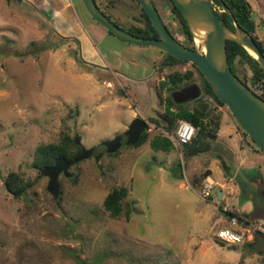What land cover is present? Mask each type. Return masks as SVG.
Segmentation results:
<instances>
[{"label":"rangeland","instance_id":"obj_1","mask_svg":"<svg viewBox=\"0 0 264 264\" xmlns=\"http://www.w3.org/2000/svg\"><path fill=\"white\" fill-rule=\"evenodd\" d=\"M69 1L71 24L62 31L53 28L48 9L29 0H0V264H264V237L251 232L255 240L237 245H219L214 237L228 225L223 206L264 227V212L255 216L264 200L255 192L249 198L246 185L235 186L257 172L264 176V153L224 105L202 93L189 62L162 65L159 49L119 40L80 0ZM95 1L119 27L140 25L136 0ZM247 1L254 33L264 42V0ZM154 4L174 37L192 44L179 32L168 1ZM234 66L239 76H249L245 64ZM186 70L192 71L188 82L199 89L196 99L217 120L216 131L223 130L189 156L183 145L150 147L153 137L164 135L160 116L171 83L161 82L172 71ZM135 117L145 122L143 142L72 164L68 176L57 177L58 196L46 191L47 177L31 165L38 144L56 143L67 133L88 148L121 133ZM230 127L238 131L232 140L224 131ZM8 171L29 182L19 197L2 184ZM219 171L234 176H226L225 197L216 200L213 179ZM208 177L211 197L204 199L199 189ZM117 186L126 188L128 218L123 210L112 218L102 208L104 195Z\"/></svg>","mask_w":264,"mask_h":264},{"label":"water","instance_id":"obj_2","mask_svg":"<svg viewBox=\"0 0 264 264\" xmlns=\"http://www.w3.org/2000/svg\"><path fill=\"white\" fill-rule=\"evenodd\" d=\"M146 15L157 37L134 35L113 23L98 8L94 0H80L88 15L111 35L128 44L153 46L170 56L193 64L205 79L216 98L226 107L235 122L252 142L264 152V99L255 94L234 75L227 63L225 40H233L253 57L264 73V56L257 45L242 33L229 11L220 4L232 21V29L217 19L211 0H170L178 9L191 34L192 48L179 43L165 28L152 0H136ZM199 96L196 84H189L171 91L170 97L176 103ZM145 127V122L133 118L126 129L110 139L102 140L88 148L79 146V152L72 159L57 157L49 166L40 168V174L47 177L45 189L54 198L59 194L57 177L59 173L68 176L67 168L72 164L93 157L98 160L104 152H112L123 143H133ZM73 142L79 145L75 136ZM220 190L217 191V197ZM222 245V244H221Z\"/></svg>","mask_w":264,"mask_h":264},{"label":"trees","instance_id":"obj_3","mask_svg":"<svg viewBox=\"0 0 264 264\" xmlns=\"http://www.w3.org/2000/svg\"><path fill=\"white\" fill-rule=\"evenodd\" d=\"M170 5V11L174 18L179 21V32L186 35L188 40L191 39V34L188 31L186 23L179 13L178 9L173 5L170 0H167ZM212 3L216 6L222 5L229 11L234 19L235 23L238 25L240 31L250 39L254 41L258 49L264 56V42L258 39L254 33V22L251 18V7L247 0H211ZM220 8V7H219ZM218 20L232 29L231 18L223 11L216 12L214 11ZM107 16V15H106ZM108 17V16H107ZM140 25H132L126 31L141 37H157L153 28L151 27L146 15L143 10L140 8ZM109 18V17H108ZM114 22V21H113ZM115 23V22H114ZM116 24V23H115ZM107 33H109L107 31ZM110 34V33H109ZM178 40V39H177ZM32 45V43H29ZM225 52L227 63L233 68L234 74L237 76V72L234 66V63L245 64L250 74L247 77L245 74L242 76H237L239 80L244 83L248 88H250L255 94L259 95L264 99V73L259 69L257 63L251 55H249L245 49H243L239 44L233 40H225ZM192 48V47H191ZM162 65L170 66L177 63H185L186 61L178 60L169 54L163 53L161 59ZM193 70L196 72V75L199 79V86L202 90V93L206 96L211 97L217 105H223L213 94L210 87L206 83L203 76L197 70V68L191 64ZM192 76L191 70H186L184 72L172 71L167 74V80L161 82V85L164 86L167 82L171 85L167 88L168 93L165 97L164 109L161 114L160 119V128L166 132H173L177 120L183 119L195 128L194 135L189 143L182 146V152L187 156L193 155L199 151L206 149V139L214 138L216 129L218 127V122L216 119H213L210 116V111L207 109L205 102L198 101L196 98L194 100H187L181 103H176L172 100L169 93L175 89L180 88L188 84V80ZM185 82L181 86L176 84ZM197 100V101H196ZM193 101V102H192ZM188 102L191 103L188 106ZM147 136L145 131H141L137 139L132 143L133 146H136L143 142ZM150 147L155 150L167 151L172 147L171 140L164 135H157L150 140ZM261 151V150H260ZM79 152V147L74 144L72 137L67 133L60 135L58 142L56 143H46L38 144L33 152V157L31 165L33 168L40 170L43 166H49L57 157H64L67 160L72 159ZM263 152V151H262ZM264 153V152H263ZM226 169V166H222ZM179 178V176H178ZM4 188L9 192L13 197H19L29 186L28 181H23L19 175L14 171H8L2 180ZM126 195V188L124 186L112 187L103 197L101 205L104 211L107 212L108 216L112 218H117L122 210L124 215L128 218L129 208L127 202L123 199ZM59 199V198H58ZM57 199V200H58ZM56 200V201H57ZM227 214V217L234 215L238 220L243 218L240 215L235 214L234 212L223 211Z\"/></svg>","mask_w":264,"mask_h":264},{"label":"crops","instance_id":"obj_4","mask_svg":"<svg viewBox=\"0 0 264 264\" xmlns=\"http://www.w3.org/2000/svg\"><path fill=\"white\" fill-rule=\"evenodd\" d=\"M29 2H31L35 7H37L38 9H41L43 11H48L50 12L49 15V19L51 20V22L53 23V28H55L56 30H67V28H69L71 22L68 19L67 16V10L69 8H72V5L70 3L69 0H29ZM47 7V8H46ZM49 12H47L49 14ZM76 29V28H75ZM69 30V29H68ZM67 30V31H68ZM71 32V31H70ZM222 129L219 128L216 132H215V138L216 140L219 139L220 133H222ZM225 132H227L226 137L228 140H232V138H234V136L238 135V131L237 129H235L234 127H230L228 130H225ZM227 174V173H226ZM226 176H230L227 177L228 180H230L232 178V175H226ZM226 176H222V174L220 173V171L218 172L217 176L213 179L214 183H216L218 186L215 187L214 193H213V197L216 200H220L222 198L225 197V185L227 184V180H226ZM248 177V176H247ZM209 178V177H208ZM210 179V178H209ZM212 181V179H210ZM236 181V180H235ZM248 186L252 193H250L249 198L253 197V193L255 192L256 194H258L262 200H264V176H262L259 172H257L254 175H251L250 178L248 179V181L246 182H241V181H236V187L240 188L241 186ZM212 187V186H211ZM220 190V194L217 197L216 193L217 191ZM210 196L207 199H210ZM264 210H257V214H255V216H262L261 213L263 214ZM252 209L248 211V215H252ZM254 216V215H253ZM246 220V219H245ZM224 227V226H222ZM264 228V227H262ZM255 234H258V236L264 237V232H254ZM251 240H255L254 236H250L247 237V239H245L244 241H246L247 243H251L249 241ZM222 243L219 242V245H221ZM241 244V243H239ZM223 245V244H222ZM229 245H237V244H229Z\"/></svg>","mask_w":264,"mask_h":264},{"label":"built area","instance_id":"obj_5","mask_svg":"<svg viewBox=\"0 0 264 264\" xmlns=\"http://www.w3.org/2000/svg\"><path fill=\"white\" fill-rule=\"evenodd\" d=\"M217 6H215L216 9ZM195 132V128L189 122L179 119L177 120L176 126L169 135L170 140L176 147H181L184 144H187L192 139ZM167 133L164 131V136ZM212 181L208 178L201 183L199 189V195L207 199L210 196ZM223 211H227L226 207H222ZM246 230L247 235L244 234L243 230ZM263 232V228H259L256 225H253L247 222L245 219L238 220L236 216L230 215L228 217V225L224 227H219L214 232V237L217 241L222 244H239L242 243L247 237H250L251 232Z\"/></svg>","mask_w":264,"mask_h":264},{"label":"flooded vegetation","instance_id":"obj_6","mask_svg":"<svg viewBox=\"0 0 264 264\" xmlns=\"http://www.w3.org/2000/svg\"><path fill=\"white\" fill-rule=\"evenodd\" d=\"M94 2L96 3V1L94 0ZM154 2H155V0H152V4H153V6H154V8L157 10V8L155 7V4H154ZM96 5L98 6V8L100 9V7H99V5L96 3ZM101 10V9H100ZM102 11V10H101ZM214 11H216V12H220V11H217L216 9L214 10ZM157 12H158V10H157ZM102 13L103 14H105L103 11H102ZM158 15H159V13H158ZM105 16H106V14H105ZM107 17V16H106ZM108 18V17H107ZM108 19H110V18H108ZM178 21V20H177ZM113 22V21H112ZM179 22V21H178ZM114 23V22H113ZM164 24V26H165V28L167 29V31L170 33V35L173 37V38H175L174 37V35H173V33L170 31V29H169V27H168V25L166 24V22L165 23H163ZM117 25V24H116ZM118 26V25H117ZM228 27V26H227ZM121 28V27H120ZM229 28V27H228ZM123 29V28H122ZM125 30V29H124ZM184 35V34H183ZM185 36V38H187L186 37V35H184ZM176 39V38H175ZM177 40V39H176ZM187 40H188V38H187ZM179 43H181L182 45H184V46H187V47H192V44H185V43H183V42H181V41H179V40H177ZM190 41H191V39H190ZM162 52V51H161ZM164 53V52H163ZM191 64V63H190ZM229 65V64H228ZM229 67H230V69H231V71H232V73L234 74V72H233V68L229 65ZM235 75V74H234ZM239 79V78H238ZM189 84H194V83H188V84H186V85H189ZM186 85H184V86H186ZM181 87H183V86H181ZM180 87V88H181ZM248 87V86H247ZM179 89V88H178Z\"/></svg>","mask_w":264,"mask_h":264}]
</instances>
